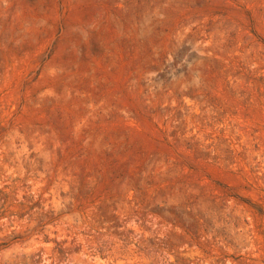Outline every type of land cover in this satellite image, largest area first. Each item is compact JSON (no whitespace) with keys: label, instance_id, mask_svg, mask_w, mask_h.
Returning <instances> with one entry per match:
<instances>
[{"label":"rangeland","instance_id":"374dc122","mask_svg":"<svg viewBox=\"0 0 264 264\" xmlns=\"http://www.w3.org/2000/svg\"><path fill=\"white\" fill-rule=\"evenodd\" d=\"M0 264H264V0H0Z\"/></svg>","mask_w":264,"mask_h":264}]
</instances>
